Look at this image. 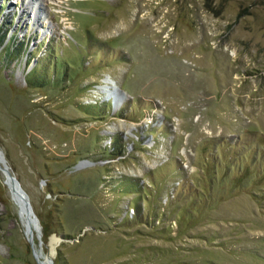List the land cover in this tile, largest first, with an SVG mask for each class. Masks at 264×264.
<instances>
[{
  "label": "rangeland",
  "instance_id": "obj_1",
  "mask_svg": "<svg viewBox=\"0 0 264 264\" xmlns=\"http://www.w3.org/2000/svg\"><path fill=\"white\" fill-rule=\"evenodd\" d=\"M3 30L39 264H264V0H0ZM9 189L0 264H36Z\"/></svg>",
  "mask_w": 264,
  "mask_h": 264
},
{
  "label": "water",
  "instance_id": "obj_2",
  "mask_svg": "<svg viewBox=\"0 0 264 264\" xmlns=\"http://www.w3.org/2000/svg\"><path fill=\"white\" fill-rule=\"evenodd\" d=\"M0 170L3 173L5 180L6 179L10 180L12 185H13L12 188L9 189V191H10V196H11L13 202L17 206L18 215L19 216L24 215V217L27 218L28 221H31V222L35 223V218L33 217L32 213H31L30 206H29L26 194L24 193V191L19 186L18 181L7 170L5 165L0 166ZM24 235H25L26 241H27V243L29 245V248L31 250V254H32L33 258L35 259L36 264H38V260L36 258V254H35V249L33 247V236H32V232H31L30 228L27 227V229H26V227H25ZM53 252H54V249L52 248L49 253L52 254ZM47 260L50 263L49 258H47Z\"/></svg>",
  "mask_w": 264,
  "mask_h": 264
},
{
  "label": "bare ground",
  "instance_id": "obj_3",
  "mask_svg": "<svg viewBox=\"0 0 264 264\" xmlns=\"http://www.w3.org/2000/svg\"><path fill=\"white\" fill-rule=\"evenodd\" d=\"M109 92V91H108ZM7 180V179H6ZM7 184L9 185V187L10 188H12V183H11V181L10 180H7ZM22 217L24 216V215H21ZM26 219V225H27V227L28 228H30V226L33 228V229H35V223H33V222H31V221H28V219L27 218H25ZM36 253V252H35ZM44 254V253H43ZM46 256H48V255H46ZM44 259L48 262V260H47V258L46 257H44ZM49 263V262H48ZM39 264V263H38Z\"/></svg>",
  "mask_w": 264,
  "mask_h": 264
},
{
  "label": "trees",
  "instance_id": "obj_4",
  "mask_svg": "<svg viewBox=\"0 0 264 264\" xmlns=\"http://www.w3.org/2000/svg\"><path fill=\"white\" fill-rule=\"evenodd\" d=\"M6 35H7V32L4 31V30L0 33V47L3 46V45H5V43L7 42V40H6V42H4V44L2 45V42L4 41V38L3 37H6ZM58 67H59V65H58ZM113 149L115 151V148L114 147H113ZM121 152H122V150L121 151H118L117 154L115 153V155L119 156Z\"/></svg>",
  "mask_w": 264,
  "mask_h": 264
}]
</instances>
